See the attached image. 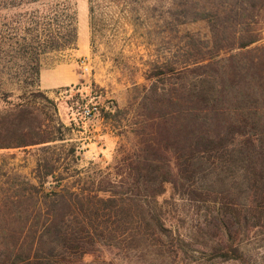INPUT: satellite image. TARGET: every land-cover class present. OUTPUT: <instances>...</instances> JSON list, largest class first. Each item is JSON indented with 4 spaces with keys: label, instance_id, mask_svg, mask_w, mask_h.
<instances>
[{
    "label": "trees",
    "instance_id": "16d2710c",
    "mask_svg": "<svg viewBox=\"0 0 264 264\" xmlns=\"http://www.w3.org/2000/svg\"><path fill=\"white\" fill-rule=\"evenodd\" d=\"M1 11L11 14L0 17V149H37L32 181L0 163V264H256L264 0H166L174 34L204 20L209 39L175 34L176 51L150 65L148 87L103 111L120 142L111 171L90 181L55 108L45 121L25 92L38 87L40 55L74 45V11L60 0H0ZM10 84L22 88L13 100ZM167 182L188 203L181 224L156 200Z\"/></svg>",
    "mask_w": 264,
    "mask_h": 264
},
{
    "label": "rangeland",
    "instance_id": "374dc122",
    "mask_svg": "<svg viewBox=\"0 0 264 264\" xmlns=\"http://www.w3.org/2000/svg\"><path fill=\"white\" fill-rule=\"evenodd\" d=\"M60 1H65L75 14L74 45L40 55L45 86L38 82V87H28L25 92L33 93L29 101L41 111L45 121L53 116L55 108L59 120L70 129L65 141L75 146L74 167L89 175L86 180L90 181L99 176V170L111 171L120 142L109 121L103 118V111L112 105L124 108L148 87L150 65L176 51L175 34L195 32L208 40L209 32L204 20H196L176 24L174 34L167 24L166 0ZM10 14L1 11L0 17L7 21ZM257 44H264V22ZM83 66L86 71L81 69ZM53 80L60 83L50 84ZM5 87L12 90L10 100L22 89L13 84ZM3 105L0 102V109ZM84 107H94L88 117L79 113ZM36 149L37 146L0 149L1 169L32 181ZM156 200L163 205L169 221H185L188 203L174 193L170 183L163 184ZM251 236V259L264 264V235ZM91 260L90 254L82 258L84 263Z\"/></svg>",
    "mask_w": 264,
    "mask_h": 264
},
{
    "label": "built area",
    "instance_id": "2783aa9c",
    "mask_svg": "<svg viewBox=\"0 0 264 264\" xmlns=\"http://www.w3.org/2000/svg\"><path fill=\"white\" fill-rule=\"evenodd\" d=\"M81 64H84V58L82 59ZM81 69L83 71H86L87 67L83 66ZM93 110H94V107H84L81 109L79 113L82 117H88L92 113Z\"/></svg>",
    "mask_w": 264,
    "mask_h": 264
},
{
    "label": "crops",
    "instance_id": "0c3cea01",
    "mask_svg": "<svg viewBox=\"0 0 264 264\" xmlns=\"http://www.w3.org/2000/svg\"><path fill=\"white\" fill-rule=\"evenodd\" d=\"M44 73L41 69H39V75H38V82L41 86H45V80H44ZM60 83L59 80H53L50 84H57Z\"/></svg>",
    "mask_w": 264,
    "mask_h": 264
}]
</instances>
